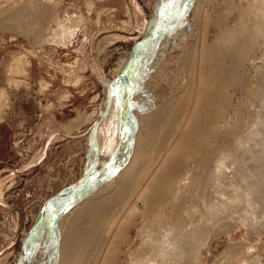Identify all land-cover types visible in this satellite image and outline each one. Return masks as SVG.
Masks as SVG:
<instances>
[{"label": "rangeland", "instance_id": "374dc122", "mask_svg": "<svg viewBox=\"0 0 264 264\" xmlns=\"http://www.w3.org/2000/svg\"><path fill=\"white\" fill-rule=\"evenodd\" d=\"M30 1L0 0V11L19 4L25 8ZM215 1L207 7L213 12L223 0ZM232 1L244 7L250 2L252 8L264 2ZM195 3V0H167L166 5L164 0H61L57 14L52 17L56 23L49 19L48 24L52 21L53 25L41 28L44 32L40 31L42 34L38 36H33L35 32L23 34L26 32L23 25L38 30L29 20L20 24L21 27L15 22L14 27L9 20L12 28L0 15V24L5 22L4 27H10H0V184L3 189L0 264H27L29 253L38 256V260L42 258L43 264H58L56 245L61 219L72 212L73 206L104 187L122 168L101 175L109 160L102 158L100 145H105L111 131L116 129L119 144L110 161L126 151L131 159L138 128L132 106L146 97L144 106L152 101L160 103L182 88L181 60L185 47L196 44L199 35L192 12ZM70 16L79 18L77 24L66 28L65 33L56 30L57 23H65ZM176 29L184 35L180 41L172 42L169 36L172 38ZM263 65L264 50L258 51L252 63L246 65L245 78L252 92L258 89L259 79H264ZM235 97L251 111L253 101L245 92L238 90ZM107 111L114 116V127L106 124ZM117 125L122 129L115 128ZM124 128L130 130L125 138ZM256 205L252 207L254 211ZM260 215L262 218L264 214ZM256 217L251 224L258 222L257 226L250 224L249 228L232 220L231 227L233 223L236 226L229 235L221 233L219 237L221 229H210L209 239L205 236L208 240L201 264L254 261L264 264V219ZM137 230L135 227V234ZM50 235L54 238L49 242ZM47 252L51 253V259L45 261ZM126 261L123 257L120 264H127Z\"/></svg>", "mask_w": 264, "mask_h": 264}, {"label": "bare ground", "instance_id": "6f19581e", "mask_svg": "<svg viewBox=\"0 0 264 264\" xmlns=\"http://www.w3.org/2000/svg\"><path fill=\"white\" fill-rule=\"evenodd\" d=\"M47 1L31 0L25 8L12 5L0 15L9 25L29 20L38 30L23 25V34L35 32L33 36H38L41 28H49V19H54L61 0ZM195 1L192 12L199 35L196 44L185 47L182 88L160 103L152 101L144 106L146 97V101L142 98V102L139 99L135 106L132 104L138 128L131 159L126 151L110 161L119 144L116 129L106 144L100 145L102 158L109 160L101 175L122 168L61 219L56 245L58 264H120L123 257L127 264H201L206 253L205 236L209 239L213 229H221L218 235H229L236 226L233 223L231 227L232 220L247 228L257 214V219H264V79H259L258 89L252 92L245 78L246 65L264 50V2L252 8L250 2L244 7L234 5L232 0H220V7L213 12L207 7L215 0ZM78 21L77 16H70L65 23H57L55 29L65 33ZM4 25L0 27L14 26ZM174 34L169 36L172 42L184 35L181 30ZM238 90L253 101L251 111L235 97ZM107 116L105 123L114 127V116ZM115 128L120 129L118 125ZM123 132L125 138L130 130ZM2 197L1 183V201ZM254 224L256 227L258 222ZM218 235L214 237L218 239ZM52 238L50 235L48 241ZM50 252L45 261L51 259ZM27 255V264L42 263V258L38 260L33 253Z\"/></svg>", "mask_w": 264, "mask_h": 264}]
</instances>
